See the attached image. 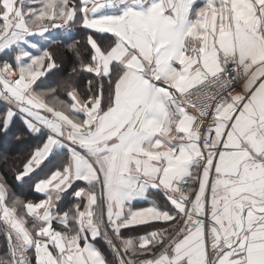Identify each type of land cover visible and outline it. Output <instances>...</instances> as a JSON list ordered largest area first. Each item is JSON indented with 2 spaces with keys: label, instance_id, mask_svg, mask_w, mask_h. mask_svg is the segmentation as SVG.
I'll use <instances>...</instances> for the list:
<instances>
[{
  "label": "snow or ice",
  "instance_id": "obj_1",
  "mask_svg": "<svg viewBox=\"0 0 264 264\" xmlns=\"http://www.w3.org/2000/svg\"><path fill=\"white\" fill-rule=\"evenodd\" d=\"M10 54L0 134L45 198L0 176V264H264V0H0Z\"/></svg>",
  "mask_w": 264,
  "mask_h": 264
},
{
  "label": "trees",
  "instance_id": "obj_2",
  "mask_svg": "<svg viewBox=\"0 0 264 264\" xmlns=\"http://www.w3.org/2000/svg\"><path fill=\"white\" fill-rule=\"evenodd\" d=\"M73 32L76 33V39L82 42L84 32L79 28H73ZM49 50L52 51L57 60L58 70H53V73L42 78L44 81L42 87L44 88L58 87L68 77L72 68L77 65L75 55L64 43L53 44ZM10 58L11 54L2 56L3 60ZM61 98H66V96L61 94ZM5 108L6 105L0 103V114L5 111ZM37 143L39 141L35 139L33 134H29L22 119L15 121L7 135L0 134V176H3L7 182L10 192L22 199L33 202H38L42 198V195L33 190L32 181L19 182L15 177ZM46 172L47 169H45V172H41L39 174L40 177H43ZM4 245L5 237L3 232L0 231V253L4 252ZM104 250L107 252L106 247Z\"/></svg>",
  "mask_w": 264,
  "mask_h": 264
},
{
  "label": "crops",
  "instance_id": "obj_3",
  "mask_svg": "<svg viewBox=\"0 0 264 264\" xmlns=\"http://www.w3.org/2000/svg\"><path fill=\"white\" fill-rule=\"evenodd\" d=\"M13 59V57H12V55H11V58L10 59H6V60H9V61H11ZM5 60V59H4ZM3 59H2V56H0V63H2L3 61H4ZM62 99H66V98H62ZM42 195V198L40 199V200H42V199H44L45 197L43 196V194H41ZM159 200H160V202L161 203H164V201H163V199L162 198H158ZM102 248H103V244L101 243V245H100ZM103 249H105V246H104V248Z\"/></svg>",
  "mask_w": 264,
  "mask_h": 264
}]
</instances>
